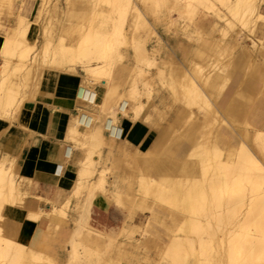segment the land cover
<instances>
[{"label": "bare ground", "instance_id": "bare-ground-1", "mask_svg": "<svg viewBox=\"0 0 264 264\" xmlns=\"http://www.w3.org/2000/svg\"><path fill=\"white\" fill-rule=\"evenodd\" d=\"M0 1L2 5V2L5 0ZM82 1L84 2V0ZM100 1L107 3L108 8L94 13V17H96V26L91 27V25H88V30L82 33L81 30H83L84 25H76V29L74 28L69 36L70 46H73L78 52V61L80 57L84 58L86 64L85 72L90 75L106 73V69L103 65L98 67H96V65H99L100 61H104L111 57L109 53L112 50L110 49H113L116 44L115 42L120 40L121 36H123L125 44H128V40L125 35L122 34L121 26L116 25L112 17V12H117L119 13V23L123 22L125 8L119 6L122 0ZM192 1L200 3L211 2L212 0ZM216 1L221 4L220 6L223 7V10L219 9V11L216 12L217 18L210 23V26L224 31V34V23L228 24L233 29V27H235L233 22L237 20V22H235L241 23V27L243 28L245 26L244 29L246 30V28L248 29V26H250L248 25L249 16H255L253 22L264 20V15L259 10V6H261L260 3L264 0ZM161 2L171 11L183 12V10H185V6H179V1L177 0H163ZM209 6L211 7V5ZM43 7L40 11V21L43 11H45ZM7 10H9V8ZM23 15L24 13L22 10V13L17 14L16 24L6 30L3 39L0 38V76L3 72L7 73L5 81L16 78L17 73H19L18 78L21 80L27 76L29 79H33V76L36 75V70H39V77H41L43 71L46 69L58 70L60 68L58 67V63H54L55 57L53 54H56V47H54L55 49H53V51L50 49L52 39L50 32L45 29V26L41 25L43 27L41 38L34 37L30 40L27 36L30 23ZM136 15H132L133 19L131 18L132 20H130V24L134 26V29L138 22V17ZM40 21L38 22L41 23ZM221 21L223 23H219ZM138 26L140 27V25ZM238 27L239 24L237 28ZM241 29H239V31ZM242 32L244 31L242 30ZM228 36L230 39V35ZM245 37L251 39L249 35L242 34L241 32L238 34V37L235 36L234 39H231L236 47L240 46L237 53L238 60L236 59V61L242 60V54H244V56L246 55L248 57V63L247 66H245V63L243 67H246V73L255 76L260 67L259 61L261 62L262 60L264 63V58L262 56L259 57V54L256 52V47H258L259 44L253 39L251 44H248L246 42L247 40H244ZM218 40L211 41L206 45V50L209 52L208 56H211L213 53L214 56L217 54L221 55V53L224 52L220 50L221 47H224L220 45L223 41L220 40V43ZM112 41H115V44ZM225 42L227 46L228 42ZM39 45L40 48L38 47ZM261 46L264 47V44H261L259 47ZM59 47L62 48V50L58 51V54L61 55L66 48L64 44H61ZM230 47L228 49H230ZM195 50H197V48ZM49 51H51L53 56L50 55ZM225 51L229 52L230 50ZM141 53L144 54V52L140 50V55ZM224 54L227 55V53ZM218 55L216 60L218 59ZM208 56L207 60L209 61L210 59ZM12 60H14L16 64L14 67L8 68ZM176 60L172 58L167 60L169 62L168 75L163 79L165 84V94L163 95L168 97V102L165 104L167 109L166 112L173 110V115L178 112L182 113L185 119L182 123L181 130H178L182 133L175 135L173 130H168L167 134L163 133L162 135H168L165 137V139L168 138V140L173 137V142L175 143H179L175 139L179 136L180 139L186 141V144L183 145L185 152L183 157L180 158V161L177 162L173 168L169 167V164L165 161V156L163 159V153L164 150H166L163 149L164 145H161V147L159 146L156 151L146 150L144 148V143L151 137L148 136L139 148L132 151L134 153L131 155V159H126L125 155H118V158L123 162V164H121L123 169L118 173H116L118 171L116 170V176L112 177L110 181L111 187L108 188L102 183L104 179L102 176L105 175H102V172L100 173L101 176L99 174L94 183L86 186L87 175L92 172L94 168L90 166L95 165V163L92 165L93 162L88 159L82 160L80 163L84 170L82 173H78V179L74 189L76 192H81L84 188H87L88 196H86L89 198H92L96 191L105 190L116 203H119L117 199H120L121 203L127 207V212L137 208L141 211H152L153 208H162L165 210L171 219L177 221L176 226L163 225L167 230V234H170V237H168V240L164 243V247H161L163 249L162 253H164V257L169 254V261H171V264H264V128L253 126L249 121L248 115L255 97L247 95L243 92L244 90L242 91L237 85V90H235L233 96L230 97L231 99L228 100L229 102L224 109H222V112L218 105V98L221 94L225 93L226 80L228 81L226 78L227 74L225 75L222 72L223 80L215 94L207 92L206 89L212 84L216 75L219 73L222 74L221 71L227 68L226 65L230 66V68H228V75L230 74L229 72H232L230 60L227 61L228 63L225 61V66L221 64V66H217V68H210L206 71H201V68L199 69L197 66L191 65L192 72L189 74L187 70L188 73L185 74L188 75L185 76L184 79H177V77H181L183 74H180L181 76L175 74V70L178 69L176 63H179V61ZM192 61L193 60L190 59L189 63L191 62L192 64ZM92 62H96L95 65L90 64ZM194 65H197L195 61ZM63 70L70 72V74L78 73L77 71L75 72V67L71 63L64 67ZM36 82L37 81H34V83ZM100 82L102 85L106 86L105 91L109 94L111 103L116 102L119 95L116 94L114 86H112L111 83L106 85L103 79H101ZM90 90L93 94H97L94 88L92 89L90 87ZM161 91L163 93L162 88ZM260 93L264 95L263 88ZM18 94L16 90L8 88L3 81L0 82L1 117L8 118L13 110H16L18 107L20 108L19 105L26 96L24 95L25 93ZM75 95L77 96L78 103L83 101V90H76ZM163 99L166 98L162 97L161 100ZM141 105L143 106L142 103L140 106ZM78 106L80 105L78 104ZM192 106H195L197 108L196 110L201 112L202 130L200 131H198L197 121L195 127L193 126ZM138 108L140 109L141 107L138 106ZM82 112L83 111L77 112V118L74 116L70 118L67 130L68 134H72L71 137L73 139L80 136L82 139H85L88 144H99L100 139L97 138L98 136L96 134L94 135L92 129L89 130L90 132L86 135H81V133L78 132L77 126L82 123L78 120V114ZM19 114L20 113H17V115ZM106 118H108L107 126L114 134L116 120L110 115ZM125 118L123 119V123L129 126L131 120L129 121ZM82 125L85 127L84 123H82ZM225 126H228L234 131L236 138L235 143L225 141L219 134V132L222 134V127ZM126 128L123 129V132L127 131ZM171 128L175 129L172 125ZM166 130L164 132H166ZM172 134L174 135L172 136ZM164 141H162V143ZM86 144L85 147L88 146ZM125 144H127L126 139L122 142V147ZM88 147V151L90 150V153L92 152L93 154L95 150L91 151V148L89 149ZM85 154L87 155V153ZM91 155L90 157H92ZM115 164L117 166V163ZM109 166H111V164ZM11 168L12 167L6 165V163L0 166V264H41L43 260H47L48 264H56L58 258L57 254L54 256L56 248L50 240L53 238L52 234H61L65 232L63 230L66 228L62 227V224L53 223L51 225L48 220L45 229L42 231L35 244L32 245L30 243L36 223L40 218L39 214L41 216L45 214V218L48 217L53 211L59 210L56 205L52 204L51 207L44 212L40 211V213H38L39 210H37V213L30 214L29 217H31V219L27 221L29 222L27 227L21 225L19 221L10 222L3 214L6 204L21 203L27 193L23 191V178L19 177V174L17 175ZM89 169L92 170L89 171ZM111 174L113 175L112 172ZM125 195H130V198L126 200V198L123 197ZM96 197L94 198L96 199ZM109 200L110 199H108L103 206L109 204ZM78 205L79 201L76 203V206ZM126 207L124 208L123 206L124 209H126ZM130 213H132V211ZM213 224H215L216 227L213 226ZM75 228H78L76 234L78 235L80 227ZM93 228L94 229L91 230L93 237L91 239L88 238V241L90 240V242L92 241L94 244L99 240V236L105 235L109 238L111 232H121L124 230L123 227H117V229L114 227L108 230L97 226H93ZM69 230H71V227ZM216 231H219V234L216 235ZM75 232L76 231L72 233ZM89 232L87 237H90ZM47 235L50 237L49 239H47ZM80 235L83 236L81 232ZM72 236L73 234L71 237ZM84 237L85 236H83V238ZM85 240H87L86 237ZM88 244L90 246V243ZM85 247L87 246L85 245ZM88 249L86 253H83L87 257L86 259H88V257L92 258L91 256L95 254L90 253ZM76 252L77 251H74L71 254H73L76 259H80V254ZM82 258L85 260L84 255ZM80 260H82V262L84 261L83 259Z\"/></svg>", "mask_w": 264, "mask_h": 264}, {"label": "rangeland", "instance_id": "rangeland-1", "mask_svg": "<svg viewBox=\"0 0 264 264\" xmlns=\"http://www.w3.org/2000/svg\"><path fill=\"white\" fill-rule=\"evenodd\" d=\"M38 1L39 5L37 7L36 16L34 17V22L39 24V31L42 30V26H45V29H47L51 34V51H53V49H55L54 47H56V54H53L55 57L54 63L59 64L58 67L60 68L58 70H63L64 67L71 63L75 67V72L77 71L83 80V83L79 84L77 87V90H83L84 97L83 101L78 103L80 106H77V112L83 111L82 113L78 114V120L84 123L85 127H83L82 123L78 124V132L81 133V135H86L90 132L89 130L92 129L94 135L96 134L98 136L97 138L100 139L99 144H88V142H86V140L82 139L80 136L75 137V139L78 138L75 140L71 137L72 134L67 133L68 137L74 140L75 144L84 151V154L87 153V155H84L83 160H91V162H93L92 165H94L95 163L94 166H90L94 167L95 169L93 168L92 172H88L89 174L86 178V186L94 183L101 172L103 173L102 175L105 174L104 176H102L104 177L102 181L104 186L108 188L112 186L110 182L111 178L116 176V173L120 172L123 169L121 166L123 162H121V159L118 158V155H125L126 159H131V155H133L134 152H132L133 149L130 148V142L132 143L133 141L128 137H133V139L135 138L136 142L137 137L139 136L138 134H140L141 131L139 126L134 125L132 122H143L144 124L155 130L156 136L154 140L152 141L150 137V139L144 143V148L148 151H156L159 146L161 147V145H164V148H162L166 150H164L163 159L165 156V161L167 164H169V167L173 168L175 164L180 161V158L183 157V154L185 152L183 145L186 144V141L184 139H180L179 136L178 138H175L179 143H175L173 142V137L168 140V138L165 139V137L168 135H162L163 133L167 134L168 130H173L175 135L182 132H179L181 128L177 126H175V129L171 128V125L173 123V110L166 112L167 109L164 104L166 99L159 100L161 96L165 94V84L163 79H165V77L168 75L169 62L167 60L171 58L174 60L171 54L163 56V47H159V45H161L163 42L167 43L169 41L176 40L188 43V45H196L202 43L207 39L212 41L220 39L221 41H223L220 45L224 46L221 47L220 50L224 52L221 53V55L217 54L219 60H216L217 55L214 56L213 53L211 56H208L210 59L209 61L204 57L206 55H201V57L193 58L197 65H194V61H192V64L190 62L191 65L197 66V68L199 69L201 68V71H206L210 68H217V66H221V64L222 66L223 64L225 66L226 62L229 60L231 65L232 62L236 61L240 46L236 47L231 39H234L235 36L238 37V34L240 32L242 34L249 35L250 38L252 37L259 44V46L263 42L257 32L261 20L253 22L255 18L254 15L249 16L250 23L248 22V25L250 26L247 25L249 28H246V30L244 29L245 26L243 28L241 27V23H236L237 20H234L233 22V25H235V27H233L232 25L233 29L231 28V26L224 23L223 28H225L223 30H225V34L229 33L227 35L223 33L224 31H221L217 28H212L210 26V23L216 20V12H218L219 9L223 10V7L220 6L221 4H219L216 0H210L211 2L200 3L192 0V2L190 0H177L179 1V6H185V10H183V12L169 10V8L161 2L163 0H122L119 6L125 8L123 22L119 23V13L117 12H112V17L114 19L113 21H115V24L121 26L122 34L125 35L126 39L128 40V44H125V41H123V36H121V39L117 42L112 41L116 44L114 43L115 46L113 47V49H110L112 50L109 53L111 57L105 59L104 61H100L99 65H96V67L103 65V67H105L106 69V73L90 75L85 72L86 64L84 58L80 57V60L82 62L80 60L78 61V52L73 46H70L69 36L71 35L72 30L76 27V25H84L83 30H81L82 33H85L86 30H88V25H91V27H95L96 17H94V13L99 10H106L108 8L107 3H104L100 0H84V2L82 0ZM28 2L29 0H5L1 5L0 1V5L2 6H0L1 33H6V30L9 29V27L16 24L18 13H22V10L23 13H27ZM209 5H211V7ZM42 7L43 9H45V11H43V15L40 21V11ZM8 8L9 10H7ZM132 15H136L138 17V22L135 29L134 26L132 25V28L130 24V20L133 19ZM38 21H40L41 23H39ZM219 23L223 22L221 21ZM238 24L239 27L237 28ZM138 25H140V27ZM239 29L241 30L239 31ZM251 29L253 32H250ZM242 30L244 32H242ZM228 35H230V39ZM252 38L248 39L247 37H245L244 40H247L246 42L250 41L251 44ZM220 40L218 41L221 43ZM225 41L228 42L227 46ZM61 44L65 45L66 50L63 52V54L60 55L58 54V51L62 50V48L59 47ZM259 46L256 47V52L259 54V57H263L262 52L264 51V47ZM38 47L40 48V45ZM165 47H168L167 44ZM229 47L230 49H228ZM175 49L177 51L181 50L180 48ZM185 49L191 50L192 48L186 47ZM140 50L144 52V54L141 53L142 56L140 55ZM225 50L230 51L227 52ZM51 51H49L50 55L53 56ZM224 53H227V55ZM14 60L10 61V65L8 66V68H12L15 66L16 63ZM181 62L183 61H179V63ZM95 63L96 62H92L90 64L95 65ZM179 63H176L178 65V69L175 70V74H177L178 76H181L183 74L181 77H176L177 79H184L185 76L188 75L185 73L189 72L190 74L192 70L190 69L188 64L183 66ZM226 67V71H221V73L223 72L225 75L227 74L226 78L228 79V81L226 80L227 83L225 88H227L231 83V78L228 76V68H230V66L226 65ZM6 75L7 73L5 72L1 73L0 82L3 81L8 88L16 90L19 94L25 93V90L27 89L29 84H34V81H38L40 79L39 70H36V75L33 76V79H29L27 76L21 80L20 78H18L19 73H17L16 78L5 81ZM101 79H103V82L106 83V85L111 83L112 86H114L116 94L118 91V93L120 94V98H124V100L128 102L127 113H125L127 116L121 111L117 110V101L111 103V98L105 91L106 86L102 85L100 82ZM215 79L217 80V84L220 83V77L215 76ZM94 86H99L101 88L102 95L100 96V98L99 96H97V94H93L91 92L90 87L93 88ZM161 88L163 90V93L161 91ZM141 103L143 104V106H140ZM138 106L141 108L139 109ZM196 109L197 108L195 106H192V118L194 120V127L196 125V121L198 122V110ZM107 114L116 120L114 134L107 126ZM248 115L249 121L253 124V126L264 128V95L259 94L258 97L256 96L253 99ZM124 118L129 121L131 120L129 126H126L125 123H123ZM121 119L122 121L121 123H119V120ZM118 124L120 125V127L118 126ZM124 128H126L127 131L123 132ZM165 130L166 132H164ZM222 130L227 136H229L233 140L235 139L234 134H232L230 130L226 129L225 127H222ZM125 134L127 137L125 136ZM173 135L174 134H172V136ZM105 136L109 139L108 144H106ZM123 138L127 140V144L122 147L121 141ZM146 138L139 142V147L143 143V141L146 140ZM162 141L164 142L162 143ZM85 144L88 146L90 145L91 147H87L89 149L91 148V151L95 150V152H93V154L92 152L90 153V150L88 151L87 147H85ZM104 148H106L105 151ZM90 155L92 157H90ZM115 163H117V166ZM4 164V161H0V166H3ZM110 164L111 166H109ZM11 169L13 170V168ZM83 170L84 169L81 164V168L79 169L78 173H82ZM91 170L92 169H89V171ZM116 170L118 171L116 172ZM111 172L113 173V175L111 174ZM96 194L97 197L99 196L103 198L102 201H104V203H106L107 200L110 199L109 209L106 213L108 215H106L104 219L106 218L109 223H113L116 229L117 227H123L124 230L121 231L122 233L118 231L111 232V235L109 236L110 239L105 235H102L103 237L99 236V240H97V242H95L94 244L92 241H88V238L91 239L93 237V233L91 232V230L94 229L93 226H99V223L101 222V215H99L96 210L93 209L91 203L92 201L93 203H96L97 206L101 204L99 203V198H94ZM86 195L88 196L87 188H84L81 192H76L75 189H73L71 198L77 199L76 203H78L79 201V205L76 206L75 204L74 209L69 207L70 200L68 199L65 201V203H63V205L57 208L59 210L53 211L48 217L45 218V214L44 216H41L39 214V219L47 220V222L49 220V223L51 225L54 223L51 220L52 215L61 216L66 219V229L63 230L65 232L61 234H52L53 238H51L50 240L56 248V252H54V256L57 254L58 257L56 260V264H171V261H169V254L164 257V253H162V248L165 245L164 243L168 240V237H170V234H167V230L163 225L176 226L177 221L171 219L165 210H163L162 208H153L156 212L150 213L151 211H141L138 208L135 210L133 209V211L128 208L130 211L127 212V207L121 203V200L117 199L119 200V203H116L111 199V195L105 190L96 191L92 198H89ZM123 197H125L127 200L128 198H130V195H125ZM81 199L83 200L82 203L80 201ZM103 205L104 204H101V206ZM123 206L124 208L126 207V209H124ZM71 210L76 212V214L78 215L76 218L70 216L69 212ZM42 211L44 212L45 210ZM131 211L132 213H130ZM129 213L131 217L129 216ZM213 226L216 227L215 224H213ZM70 227L71 230H69ZM75 227H80V231L78 230V235H76L78 228ZM72 230L76 232L72 233L74 232ZM80 232L87 238V240H85V237L83 238V236L80 235ZM88 232L90 234V237H87ZM72 234L73 236L71 237ZM217 234H219V231H216V235ZM49 238L50 237L48 236L47 239ZM88 243H90V246ZM85 245L89 249L85 247ZM85 248H87L90 253H95L93 254V256H91V254L89 253L92 258L88 257V259H86L87 257L85 256V254H83L84 252L86 253L87 249ZM74 251H77L76 253L80 254V259L84 260V258H82L84 255L85 260L82 262V260L78 258L80 260L79 262V260L76 259L73 254H71ZM41 264H48V261L43 260Z\"/></svg>", "mask_w": 264, "mask_h": 264}, {"label": "crops", "instance_id": "crops-1", "mask_svg": "<svg viewBox=\"0 0 264 264\" xmlns=\"http://www.w3.org/2000/svg\"><path fill=\"white\" fill-rule=\"evenodd\" d=\"M38 5V0H29L27 13L23 15L30 22L27 33L30 40L34 37L41 38L42 30L39 32V24L34 22ZM259 10L264 15V1L263 3L261 2ZM257 32L258 35H260V39L263 40L262 44H264V20H261ZM3 36L4 34L0 32V38L3 39ZM211 41L212 40L207 39L196 45H188V43L176 40L167 43L163 42L159 47H163V56L171 54L174 60L183 61L181 65L185 66L188 64L190 67V59L193 60L196 56L201 57L202 54L206 55L204 57L207 58L209 52L206 50V45ZM247 43L250 44V41ZM166 44L168 47H165ZM186 47H191L192 49L187 50L185 49ZM175 48H180L181 50L177 51ZM196 48L197 50H195ZM262 55L264 58V51ZM241 59V61L232 62V67L234 68L231 67L232 72H229L230 74L228 75L231 78V83L225 89V93L221 94L218 98V105L222 112V109L227 105L229 102L228 100L231 99L230 97L233 96V93H235L238 87H240L242 91L244 90L243 92L247 95H252L254 97L261 94L262 88L264 89V83H262L264 82V63L262 60L261 62L259 61L260 67L254 76L253 74L246 73V67H243L245 63V66H247L248 57L242 54ZM191 68L192 67H190V69ZM219 74L216 76L221 77L220 83L217 84V80L214 79L212 84L206 89L207 92L211 94L217 92L223 80L222 74ZM82 83L83 80L78 73L70 74V72L63 70L46 69L36 83L28 85L24 94L27 98H24L26 100L23 99V102H21L22 105H19L20 108L18 107L16 110H13L8 117L9 119L0 116V161H4L13 168L17 175L19 174V177L23 178V191H25V193L27 192L21 203L6 204L4 206L3 214L10 222L19 221L21 225L27 227L29 224L27 221L31 219V217H29L30 214L37 213V210H39V213L42 209L46 211L52 204L59 207L68 199L70 200L69 207L74 209L77 199L71 198V196L78 179L77 175L81 168L80 163L84 158V151L68 137L67 130L70 118L73 116L77 118L76 109L78 106V99L75 93L78 85ZM93 88L97 91V96L100 98L102 95L101 88L99 86H94ZM117 94L119 95L116 105L117 110L125 114L127 113L128 102L125 101L124 98H120L118 91ZM162 97L166 98L164 103L166 104L168 102V97L163 95L159 100H161ZM17 113L20 114L17 115ZM175 114V116L173 115L172 117V126L174 128L175 126L182 128L185 116L179 112ZM121 121L122 119L119 120V123H121ZM132 123L139 126L141 131L140 134H138L139 136L136 142L135 138L128 137L133 141L132 143L130 142V148L133 150L139 148V142L147 136H151V140H154L156 132L153 128L147 126L143 122ZM118 126L120 127L119 124ZM225 128L230 130L235 136L231 128L228 126H225ZM200 130H202V117L201 112L198 111V131ZM219 134L225 141L236 142V138L233 140L227 136L223 130L222 134L220 132ZM105 140L106 144H108V137L105 136ZM124 140L123 138L121 146ZM105 150L106 148H104V151ZM96 196L97 194L95 197ZM98 198L100 200L99 203L104 204V201H102L103 198L99 196L96 197V199ZM91 203L93 209L101 215V222L97 227L106 230L114 228L115 225L113 223H109L106 218L104 219V217L108 215L106 213L109 209V204L106 206H101V204L97 206L96 203L92 201ZM32 211L35 212L33 213ZM146 212L150 211L146 210ZM155 212V209H153L150 213ZM69 214L74 218L78 216L73 210H71ZM51 220L55 224H62L61 226L66 228L65 218L52 215ZM46 225L47 220L39 219L37 221L34 234L30 241L32 245L35 244Z\"/></svg>", "mask_w": 264, "mask_h": 264}]
</instances>
